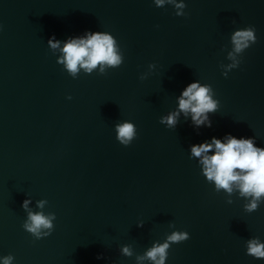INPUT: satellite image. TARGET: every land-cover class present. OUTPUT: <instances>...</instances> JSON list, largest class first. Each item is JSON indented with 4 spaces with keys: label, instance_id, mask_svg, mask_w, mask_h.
Instances as JSON below:
<instances>
[{
    "label": "water",
    "instance_id": "water-1",
    "mask_svg": "<svg viewBox=\"0 0 264 264\" xmlns=\"http://www.w3.org/2000/svg\"><path fill=\"white\" fill-rule=\"evenodd\" d=\"M184 2L176 16L155 0H0V256L151 264L139 258L180 230L190 238L170 246L166 264H264L246 253L247 240L264 241V199L247 210L251 198L217 191L190 153L227 133L264 147V0ZM248 26L257 41L229 70L231 34ZM86 30L110 32L122 65L68 74L47 41ZM194 80L220 101L212 126L196 129L183 113L161 124ZM123 120L137 130L128 146L116 139ZM24 199L55 214L49 236L23 228Z\"/></svg>",
    "mask_w": 264,
    "mask_h": 264
},
{
    "label": "clouds",
    "instance_id": "clouds-1",
    "mask_svg": "<svg viewBox=\"0 0 264 264\" xmlns=\"http://www.w3.org/2000/svg\"><path fill=\"white\" fill-rule=\"evenodd\" d=\"M166 2L174 5L176 16L186 15L184 10L187 5L184 0H155V6L163 7ZM256 41V30L252 26L233 31V52L229 53V59L233 60V63L227 68H237L242 60H236L234 54H243ZM47 43L54 52H59L57 63L73 78H76L81 70L91 74L98 66L99 72L103 74L107 69L118 68L124 60L116 39L108 31L86 30L82 35L70 36L63 41L52 35ZM222 74L227 76L228 72ZM214 95L210 85L199 80L192 81L177 97V109L161 117L160 123L175 127L179 122V115L183 113L185 119L191 118L194 128L211 127L209 113H215L220 105V101L213 98ZM114 128L116 139L124 146L130 145L137 136L136 126L130 120L120 121ZM190 153L192 157L199 158L202 175L208 182L214 183L217 191L223 189L229 194L234 190L238 191L242 197L251 198L250 203L246 205L247 210L258 208L264 199V147L257 146L255 137L238 138L231 133L220 138L213 136L203 142L191 144ZM30 203V199H24L21 204L22 209L27 212L23 228L35 239L49 236L54 229L55 214L33 211L29 208ZM44 203L45 201H38L37 207L42 209ZM189 238L187 231H174L163 243H154L139 259H146L151 264H166L170 246ZM122 251L131 254L128 247H124ZM246 253L256 259H264V241L259 237L250 238L246 241ZM14 260L12 254L0 256V264H14Z\"/></svg>",
    "mask_w": 264,
    "mask_h": 264
}]
</instances>
